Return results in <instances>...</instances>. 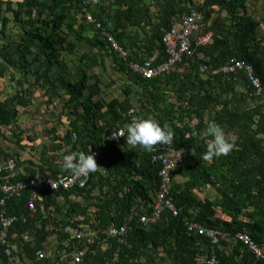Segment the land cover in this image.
Returning <instances> with one entry per match:
<instances>
[{
    "label": "trees",
    "instance_id": "obj_1",
    "mask_svg": "<svg viewBox=\"0 0 264 264\" xmlns=\"http://www.w3.org/2000/svg\"><path fill=\"white\" fill-rule=\"evenodd\" d=\"M152 2L154 5L148 0H90V10L103 31L123 48V55L102 30L86 22L82 0H0V55L4 56L0 77H9L16 89L0 100V126L13 129V135L21 140L19 109L33 108L36 88L46 98V105H63L68 119L69 129L64 134L57 126L50 128L51 151L45 146L38 151L37 139L27 137L29 143L22 147L34 150L36 159L29 161V173L58 178L67 173L60 159L66 154L104 153L86 188L44 196L34 218L18 222L11 230V243L16 240V229L24 233L40 226L30 250L33 255L55 236L56 241L71 239V245L87 250L93 264H161L165 256L175 264H207L212 256L220 264H264L242 243L227 238L245 233L264 245V91L256 94L244 71L226 74L221 70L232 59L244 60L254 67L264 88V0ZM252 3H260L258 11L250 8ZM192 9L204 14L197 36L212 33L211 42L197 47L194 56L161 77L146 79L134 72L132 64H144L154 56L157 63L166 60L164 34ZM10 26L21 33L18 39L8 34ZM82 45L95 53H83L79 66L72 70L68 63L74 57L69 56ZM104 57L125 81L121 95L110 100L105 98L103 80L91 73L104 64ZM131 109H136L140 118H154L172 130L175 146L184 152L172 188L180 214L174 217L166 212L155 225L141 222L148 212L140 206L148 210L160 188V165L152 150L157 144L145 150L128 144L127 134L117 142L108 139L131 122ZM209 120L221 124L235 146L227 155L205 160L212 138L192 133L202 132ZM0 158V162L15 158L19 165L23 163L15 152L3 149ZM16 180L28 178L18 175ZM206 186L215 196L201 199L196 191ZM24 197L8 201L10 215L28 213ZM51 208L66 215L54 217ZM133 210L140 216L132 220L124 242L109 236ZM190 221L221 231L224 238L212 245L207 236L187 230ZM60 225L87 227L97 237L79 242L70 234L56 232ZM103 245L107 249L101 252Z\"/></svg>",
    "mask_w": 264,
    "mask_h": 264
},
{
    "label": "built area",
    "instance_id": "obj_2",
    "mask_svg": "<svg viewBox=\"0 0 264 264\" xmlns=\"http://www.w3.org/2000/svg\"><path fill=\"white\" fill-rule=\"evenodd\" d=\"M83 14L86 22L92 24L96 29L103 31L102 24L97 21L95 15L90 10V0H82ZM204 14L192 9L185 13L180 18V21L163 36V44L165 46L167 58L162 63H157V56L147 60L144 64H132L131 69L143 76L146 79H153L165 75L171 71L176 65L183 62L187 57H192L195 54V49L200 46H206L211 42L212 33L203 36H197L201 30ZM104 37L112 44L114 49L125 55L123 48L116 42L114 37L106 31H103ZM206 67L202 68L205 72ZM226 74H237L239 71H244L248 82L254 89L255 93L261 95L264 91L260 78L255 74L254 67L244 60L232 59L230 63L221 69ZM131 117V122L140 118L137 115L136 109H131L128 113ZM151 118V117H149ZM154 119V118H152ZM156 120V119H155ZM130 122V123H131ZM114 133L120 137H111ZM126 128L115 130L108 139L117 142L126 136ZM76 139V135H73ZM155 156L154 161L160 165V188L156 195L155 202L145 208L140 206L141 211L148 212L141 216V222L145 225H155L163 217L164 213L168 212L174 217H178L180 209L175 203L172 194V188L175 180V173L181 166L184 160L183 150L177 148L173 140L168 143H157V146L152 149ZM95 154V160L98 165L104 159V153L101 150H92ZM18 162L15 158L6 160L0 164V243L3 252L6 256V264H21L17 258L14 245L11 243V230L18 222L27 223L29 218L36 215L39 208V203L43 201L44 196H51L59 192H70L75 188L84 189L91 179V173L79 177H74L72 172L59 176L58 178H46L41 174L31 175L29 172L25 174L28 180H16L18 176ZM26 198L27 214L10 215L7 212V203L14 197ZM140 216L137 210H133L130 218L126 219L124 224L119 228H112L109 231V236L118 238L119 242H124V237L131 231V222L134 217ZM187 230L190 233H198L202 236H207L212 245H217L224 238L221 231L207 229L202 225L190 221L186 223ZM56 232L70 234L77 241L92 242L97 237V233L87 227L75 228L71 225H60ZM235 242H240L246 246L257 260L264 261V245L256 243L248 234L238 233L235 236H227ZM56 239L52 236L50 239ZM38 260L43 259V252L37 253ZM86 256V251L79 250L74 258L75 262L82 263ZM118 255H116V259ZM114 264V263H113ZM207 264H220L216 256L208 259Z\"/></svg>",
    "mask_w": 264,
    "mask_h": 264
},
{
    "label": "rangeland",
    "instance_id": "obj_3",
    "mask_svg": "<svg viewBox=\"0 0 264 264\" xmlns=\"http://www.w3.org/2000/svg\"><path fill=\"white\" fill-rule=\"evenodd\" d=\"M152 1L154 0H148V3L154 5V2ZM259 4L260 3H257V5L255 6L252 3L250 4V8L252 10L255 9L258 11ZM153 9L154 11H156L157 8L154 6ZM15 32H18V30L14 28L13 26H10L8 30V34L13 35V37L17 39L18 33H15ZM80 50L81 52H83L85 49L82 48ZM106 59L107 58L104 57L102 61H106ZM79 61L80 59L79 60L73 59L72 61H69V63L73 62V65H75V67L72 68V70L78 67ZM104 64H101V66L93 68L91 73L96 75L97 74L96 71H97L99 75L103 77L102 88L106 86L105 93L107 94V97L110 99L112 97L121 95L122 92L120 90V87L124 86L125 81L121 80V76L118 73H116L115 70L111 68L110 60H108V63L106 61V65ZM114 84H117V85L112 90L111 88ZM15 92H16L15 83L10 81L9 77H6V78L0 77V100L3 101L6 97L13 95ZM42 95L43 94L41 93V91L38 88H36L34 91L33 108L27 109L25 111L23 108L19 109V117H20L19 126L23 129V132L22 131H17V132L19 136H21L20 141L21 143L23 142L22 144L21 143L19 145L17 144L20 141H18V138L13 135L14 133L13 129L7 128L3 130L5 139H7L9 142L12 141V143L14 144L12 147L14 148L17 147V150L14 151L16 155H18V157H21V158L28 156L26 158L27 161L36 160L35 158H33L34 156H32L33 154H35L34 150H32L31 148H27V150L25 151L24 148L22 147V145L25 146L26 143H29V141L27 140L28 139L27 137L30 136V137H33L34 139H37L36 141L37 145L41 143L40 148L46 143L44 145L45 146L44 149L47 148L48 151H51L50 144H47V141H50V138L52 135V133L49 132L50 128L52 126L54 127L57 126V128H59V133L61 134H64L67 131L66 128L65 130L63 129L65 124L62 122V117H64V112H65V109H64L65 107L59 104V102H56L57 104H54V105H46L45 103L46 98L43 99ZM39 150L40 149H38V151ZM178 179L180 181L181 178L179 177Z\"/></svg>",
    "mask_w": 264,
    "mask_h": 264
},
{
    "label": "crops",
    "instance_id": "obj_4",
    "mask_svg": "<svg viewBox=\"0 0 264 264\" xmlns=\"http://www.w3.org/2000/svg\"><path fill=\"white\" fill-rule=\"evenodd\" d=\"M12 1L22 2L24 0H12ZM253 9H254V7H253ZM15 33H18L19 35L21 34L20 32H15ZM18 37L19 36H17V39H18ZM82 48L85 49L83 52H81V50H80ZM80 49L76 50L72 56H69V58L74 57V60L75 59L79 60V59H81V56L83 53H89V54H91V56H92V54L95 53L87 45L80 46ZM0 58H1V60L2 59L4 60L3 55H0ZM108 60L109 59H106L107 63H108ZM106 61H104L105 65H106ZM68 64L70 66L72 65L73 68L75 67V65H73V62L68 63ZM110 66H111V64H110ZM96 73H97L96 75H98V77H100L103 80V77H101L97 71H96ZM116 85L117 84H114L111 89L113 90L116 87ZM115 97H118V96H115ZM105 98H107V100L111 99V98L109 99L107 97L106 93H105ZM133 102H135V101H133ZM62 122L65 124L63 129L64 130H65V128L69 129L67 117H62ZM4 129H7V127L6 126H0V149H3L6 153H14V151L17 150V147H15V148L12 147L14 145L12 143V141L9 142L7 139H5L4 134H3ZM9 140H11V139H9ZM49 143H50V141H47V144H49ZM40 145H41V143H40ZM43 146L41 148L39 147V149L42 150ZM27 157L28 156L22 158L23 163L18 166V175H25L26 173L29 172V169L31 168V162L26 160ZM60 159L64 161L63 158H60ZM0 160H1V158H0ZM61 160H59V161L63 162ZM33 161H35V160H33ZM2 162H4V161H2ZM2 162H0V164ZM64 171L67 172L64 174L71 173V170L66 169V168ZM180 181H184V179L181 178ZM196 195L198 197H200L201 199H205V197H207V196L208 197L215 196V191L212 188H210L209 186H206V187L202 188L200 191H196ZM52 211H54V210L52 209ZM51 214H53V213H51ZM58 215L62 216L59 218V219H61L66 215V212H62V214H57L54 211V217H56ZM36 228H40V226H37L35 228H31V229H27L26 231H24V233H19L20 231L18 229H16V232L14 233V237L16 238V240L13 242L14 243L13 245L15 248L14 250H15L17 258L21 264H93L92 257L87 256V250H84V251H86V257L84 258V261L82 263L75 262L74 258L76 256L77 252L79 251V249L77 248V246L71 245V241H70L71 239L67 240V241H65V240L56 241L53 238L49 239V241L46 242L45 246H43L42 249H39L36 251L37 253L42 251L43 255H44L43 259L38 260L37 253H35L33 255L31 252V251H33V247L35 245L34 240H36V234H37ZM50 231H51V227H50ZM19 238H21V239H19ZM27 245H28L27 249L29 250V254L27 253L28 250L26 249ZM106 249H107V245H103L101 252L105 251ZM101 252H99V254H101ZM162 255L164 256V254H162ZM92 256H94V254H92ZM159 258H156L155 261L159 262ZM102 260H103V258H102ZM0 264H6V256L3 252L1 243H0ZM161 264H175V263L171 257L165 256V257H163V262H161Z\"/></svg>",
    "mask_w": 264,
    "mask_h": 264
},
{
    "label": "clouds",
    "instance_id": "obj_5",
    "mask_svg": "<svg viewBox=\"0 0 264 264\" xmlns=\"http://www.w3.org/2000/svg\"><path fill=\"white\" fill-rule=\"evenodd\" d=\"M127 143L132 146H140L145 150L151 148L157 143H168L173 138L172 130L161 126L160 123L152 118H137L126 125ZM193 135L211 137V142L204 153L205 160H212L214 157L227 155L234 144L228 138L224 127L215 120H209L202 132L194 130ZM111 137H120L114 133ZM64 167L71 170L74 177L88 175L94 172L98 165L95 160V154L91 151L72 152L64 156Z\"/></svg>",
    "mask_w": 264,
    "mask_h": 264
}]
</instances>
